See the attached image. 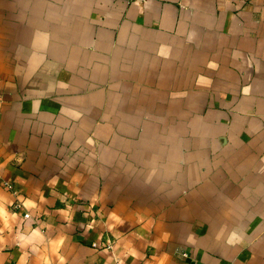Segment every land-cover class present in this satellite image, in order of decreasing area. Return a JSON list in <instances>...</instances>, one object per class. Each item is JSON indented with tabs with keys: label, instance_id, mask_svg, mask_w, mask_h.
<instances>
[{
	"label": "crops",
	"instance_id": "0c3cea01",
	"mask_svg": "<svg viewBox=\"0 0 264 264\" xmlns=\"http://www.w3.org/2000/svg\"><path fill=\"white\" fill-rule=\"evenodd\" d=\"M0 264H264V0H0Z\"/></svg>",
	"mask_w": 264,
	"mask_h": 264
},
{
	"label": "built area",
	"instance_id": "2783aa9c",
	"mask_svg": "<svg viewBox=\"0 0 264 264\" xmlns=\"http://www.w3.org/2000/svg\"><path fill=\"white\" fill-rule=\"evenodd\" d=\"M6 184H7L9 187H11V183H9V182H6Z\"/></svg>",
	"mask_w": 264,
	"mask_h": 264
}]
</instances>
